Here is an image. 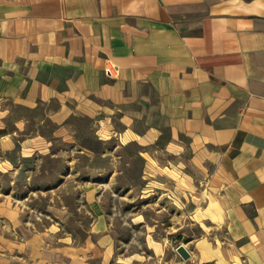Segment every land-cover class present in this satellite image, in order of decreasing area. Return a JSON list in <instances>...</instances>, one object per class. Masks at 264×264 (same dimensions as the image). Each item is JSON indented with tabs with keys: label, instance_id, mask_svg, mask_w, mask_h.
<instances>
[{
	"label": "crops",
	"instance_id": "1",
	"mask_svg": "<svg viewBox=\"0 0 264 264\" xmlns=\"http://www.w3.org/2000/svg\"><path fill=\"white\" fill-rule=\"evenodd\" d=\"M5 102L186 143L212 167L226 250L264 264V0H0Z\"/></svg>",
	"mask_w": 264,
	"mask_h": 264
},
{
	"label": "rangeland",
	"instance_id": "2",
	"mask_svg": "<svg viewBox=\"0 0 264 264\" xmlns=\"http://www.w3.org/2000/svg\"><path fill=\"white\" fill-rule=\"evenodd\" d=\"M123 131L114 117L0 105V264H244L214 217L209 161Z\"/></svg>",
	"mask_w": 264,
	"mask_h": 264
},
{
	"label": "built area",
	"instance_id": "3",
	"mask_svg": "<svg viewBox=\"0 0 264 264\" xmlns=\"http://www.w3.org/2000/svg\"><path fill=\"white\" fill-rule=\"evenodd\" d=\"M103 70L104 73L110 78H115L118 75V67L110 61H106Z\"/></svg>",
	"mask_w": 264,
	"mask_h": 264
},
{
	"label": "water",
	"instance_id": "4",
	"mask_svg": "<svg viewBox=\"0 0 264 264\" xmlns=\"http://www.w3.org/2000/svg\"><path fill=\"white\" fill-rule=\"evenodd\" d=\"M176 251L177 253L179 254V256L186 260L190 257V252L185 248L184 245L182 244H179L177 247H176Z\"/></svg>",
	"mask_w": 264,
	"mask_h": 264
}]
</instances>
